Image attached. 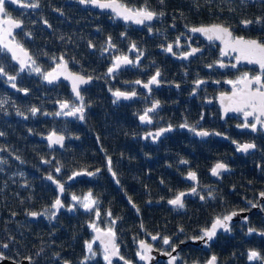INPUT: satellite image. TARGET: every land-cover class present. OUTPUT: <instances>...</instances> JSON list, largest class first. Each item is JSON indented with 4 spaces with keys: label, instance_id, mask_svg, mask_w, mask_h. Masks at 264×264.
Instances as JSON below:
<instances>
[{
    "label": "flooded vegetation",
    "instance_id": "flooded-vegetation-1",
    "mask_svg": "<svg viewBox=\"0 0 264 264\" xmlns=\"http://www.w3.org/2000/svg\"><path fill=\"white\" fill-rule=\"evenodd\" d=\"M97 1H114L132 14L143 10L154 15L151 20L137 23L136 19L142 17H118L114 12L98 9ZM230 1L229 6L239 15L234 22L226 21L227 11L216 10L208 1L207 6L211 8L206 6L204 11L193 13L178 7L177 3L147 0H5L6 15L0 13V20L19 25L8 37L28 55V66L20 70L0 49V55L5 56L0 60L3 64L0 86L6 92L0 95V103L6 99L16 109L14 98L9 94H28V87L17 82L18 76L24 74L35 77L36 86L47 90L45 99L53 106L50 115L81 122L83 92L92 86L100 93L102 90L105 96L102 103L127 112L125 116L131 128L128 139L137 144L136 148L144 149L148 145L161 148L169 140L177 147V141H182V148L194 158L191 163L176 162L173 158L175 166L184 169L180 175L186 185L183 191L192 189L183 199L195 193L199 201L213 198L207 188L216 182L224 183L222 179L235 167L246 165L256 171L259 176L256 183L260 184L256 186L254 198L233 211L244 214L235 216L227 224V230L216 231L209 241L203 239V246L189 244L187 240L175 244H165L164 239L154 244L142 240L158 252V258L151 264H206L210 259L211 264H264V179H260L264 178V115L258 106L254 111L241 103L250 93L264 92V68L256 62L258 56H253L251 62L249 58L245 61L241 52L231 46L241 38L264 44V0ZM213 25L228 29L231 36L218 39L213 35L209 39L211 34L192 31ZM2 30L7 32L0 23ZM225 41L230 43L226 45ZM117 59H123L125 65L114 67ZM43 60L48 64L46 68L38 64ZM61 63L69 72L89 79L87 85L77 88L76 96L60 79L43 82L45 73ZM153 77L156 82L150 83ZM117 92L126 97L117 96ZM246 111L253 114L246 117ZM201 132L208 135H199ZM55 133L63 136L64 145L65 136ZM244 145L254 147L245 151ZM217 164L224 168L212 175ZM190 173L195 174V179L185 178ZM200 174L205 182L199 180ZM86 175L69 183H65L67 178H51L63 189L57 196L55 185L50 184L55 190V199L58 197L60 201L55 214L50 204L51 217L61 208L71 212L78 207L79 200L73 194H69L71 204L66 207L60 197L68 185ZM199 181L205 187L203 196L198 193ZM97 213L87 223L89 258L98 259L100 264H141L136 259L139 253L136 245L133 258H122L112 230L98 225ZM90 228L110 231L120 260L110 257L106 248L93 242ZM201 229L192 238H202ZM251 252L258 255L249 259ZM193 253L199 257L194 259Z\"/></svg>",
    "mask_w": 264,
    "mask_h": 264
},
{
    "label": "trees",
    "instance_id": "trees-1",
    "mask_svg": "<svg viewBox=\"0 0 264 264\" xmlns=\"http://www.w3.org/2000/svg\"><path fill=\"white\" fill-rule=\"evenodd\" d=\"M147 1L177 3L193 13L204 11L208 1L216 10L227 11L226 21L239 18L230 0ZM38 64L48 66L45 60ZM17 82L29 92L9 94L16 109L0 103V256L27 259L29 264H100L86 253L87 223L98 212V225L112 230L122 258L129 260L138 241L154 244L167 238L175 244L188 240L254 198L259 176L245 165L231 169L224 183L207 188L213 198L199 201L195 193L183 199L182 207L171 208L168 201L186 189L180 176L184 169L176 167L173 158L194 160L180 139L177 147L169 140L161 148H136L128 139L127 112L102 103V90L92 86L83 92L82 119L77 122L50 115L53 106L45 99L48 92L36 86L35 77L22 74ZM5 93L0 86V95ZM49 132L65 136L63 147H45L41 139ZM76 172L87 175L68 185L60 200L66 207L71 204L70 193L79 201L89 195L87 207L71 212L61 208L51 217L49 206L56 193L43 177L63 180ZM204 189L203 185L198 189L202 196ZM30 213L35 214L33 220L28 219Z\"/></svg>",
    "mask_w": 264,
    "mask_h": 264
},
{
    "label": "water",
    "instance_id": "water-1",
    "mask_svg": "<svg viewBox=\"0 0 264 264\" xmlns=\"http://www.w3.org/2000/svg\"><path fill=\"white\" fill-rule=\"evenodd\" d=\"M102 4L111 5V7H101L100 5H102ZM96 5L98 6V9L114 12L118 17H125V16H132L133 17L135 15V14H132V13H130L124 9L119 8L114 1H97ZM9 21L10 20H4V21L0 20V23H2L4 25V27L7 29V32H5L4 30L0 31V49L3 50L10 57V59L14 65H16L20 70H23L24 67L28 66V63H27L28 55H27V52L25 50L21 49L19 46L15 45L14 42L9 40L8 36L10 35V31L14 30L15 28L18 27V26H16L17 24L15 22H13V21L9 22ZM207 28H211V27H207ZM242 59L245 61H248V58L242 57ZM251 59H254V57L252 56L249 58V60H251ZM116 62H119L120 64L116 63ZM116 62L114 65V67H116V68L119 65L120 66L125 65V63H123V59H117ZM116 68H113V69H116ZM51 76H52V79L50 78ZM76 77H81V76L69 72L66 69V67L61 63L60 65H56L55 68H53V70L45 73L44 78H43V82L53 83V82H55V80L60 79L63 82H65V84L68 86L69 92L72 95L76 96L77 95V88H81V87L87 85L89 82L88 78L82 77L84 79L85 83H79V81H75ZM74 82L76 83L75 91L73 90ZM58 138H62V139L58 140ZM42 141L45 144V147L47 149H60L63 145V136L59 133L51 132V133L44 135L42 137ZM215 168H216V166H215ZM211 174L213 175V171L211 172ZM83 176H84L83 172L73 173L69 177H67V179L65 180V183H69V182H71L75 179L81 178ZM185 178L189 179L190 175L189 174L186 175ZM44 179L47 180L50 184L55 185L57 196H59V194L61 192L60 184H58L55 180L50 179L49 176H44ZM191 192H192V189L187 190V191H182L176 197H174L172 200H175L178 196L180 197V200H182L184 196L190 194ZM181 194H183V195H181ZM57 200H58V197L52 202V204L50 206L53 214H55V212H56V207L58 205L56 203ZM172 200H170V201H172ZM168 206H170L171 208H176L179 205L171 204L168 201ZM233 213H235V215H233ZM243 214H244L243 212H241V213L240 212H231V213L224 215L220 219L213 220L208 225L207 228L201 230L202 238L188 239L187 243H189V244L201 243V245L203 246L204 245L203 239H206L208 241L212 239V238L209 239L205 235V233L212 231L213 225L216 223L217 220H221L225 224H228L234 220L235 216L243 215ZM226 216L231 217V219L224 221L223 218ZM29 218L33 219L34 214L30 213ZM218 230L224 231L225 228L222 226H218L215 229V232ZM90 232L92 234L93 242L95 244H98L103 249L106 248V246H107V250L109 251V256L112 258L120 260V258H118V256H117L116 249H115L114 244H113V236L110 233V231H108V230L102 231L99 229L90 228ZM135 245H136V249L139 252L136 254V259L141 264H151L154 260H156L158 258V256H159L158 252L154 251L149 244L142 242V241H139ZM141 257H144V258L142 259ZM167 257H172V256L168 255ZM210 260L206 264H211ZM168 263H170V261H168ZM0 264H29V263H28L27 259H20L18 261H15L12 259H8L4 256H0Z\"/></svg>",
    "mask_w": 264,
    "mask_h": 264
},
{
    "label": "snow or ice",
    "instance_id": "snow-or-ice-1",
    "mask_svg": "<svg viewBox=\"0 0 264 264\" xmlns=\"http://www.w3.org/2000/svg\"><path fill=\"white\" fill-rule=\"evenodd\" d=\"M13 2H15V0H13ZM81 2H84V0H81ZM93 2H96V0H93ZM4 5H5V0H0V13H5ZM100 6L101 7H111V5H106V4H102ZM33 7H35V5H33ZM5 15H6V13H5ZM153 15L154 14L151 13V12H147V11L141 10L140 12H137L135 14V16L136 17H142V19H136V22L137 23H142L144 19L151 20L153 18ZM124 18L125 19H131V18H134V17L125 16ZM9 22H11V21H9ZM16 26H19V25L17 24ZM192 31H194V32L199 31V32H204L205 34H211V35H209V39H212L213 35L216 38H218V39H221V38H223L225 36H228V37L231 36V33L228 31V29L223 28L222 26H218V25H213L211 28L192 29ZM225 43L227 45L230 42L229 41H225ZM231 46L233 47V50H239L241 52V55L243 57H245V58H250L252 56H258V59H257L256 62L260 63L261 67L264 68V44L258 43L255 40L245 41V40H243L241 38V39H237L234 43H231ZM168 50L171 51V48H169ZM125 62H127L126 58H125ZM250 62H251V60H250ZM111 71H112V69H109V72H111ZM157 75H158V73H157ZM259 79H260L259 77L256 78L257 82H259ZM75 81H79V83H85V81H84V79L82 77H76ZM154 82H156V77H153L152 81H150V83H154ZM137 83H139V81H137ZM145 87H147V85H145ZM75 89H76V83L74 82L73 90L75 91ZM116 95L117 96H125L126 97V94H124V93L117 92ZM241 103L244 106H246V107L253 108L254 111L257 110V106H258V110H259L260 114L264 115V92H260L258 90L256 93H250L249 97L247 99H245V100H242ZM64 106H66V105H64ZM237 110H242V109H237ZM32 111L35 112L36 109H33ZM244 114L247 117L249 115H252L253 113L246 111ZM141 119H144V117H141ZM257 119H259V117H257ZM252 127H253V129H255V124H253ZM157 135H159V133ZM199 135L204 136V135H208V133L201 132V133H199ZM59 139H62V138H58V140ZM252 147H254V145H244L243 149L245 151H247V149L252 148ZM222 168H224V165L217 164L216 168L213 169V174L216 175L217 171L219 169H222ZM189 175H190L191 178L195 179V174L194 173H190ZM49 178L51 179V177H49ZM61 190H63L62 186H61ZM181 195H183V194H181ZM262 195H264V193H262ZM74 199H75V197H74ZM56 203L59 204L60 201L57 200ZM169 203L174 204V205H179L181 207L183 206L179 196L175 200L169 201ZM85 207H87V205H85ZM233 215H235V213H233ZM230 219H231V217H228V216L223 218L224 221H227V220H230ZM218 226H222V227H224L227 230V224H225L221 220H217L216 223L213 225L212 231L206 232L205 235L209 239H211L212 236L215 234V229ZM153 239H156V237H153ZM164 243L165 244L169 243L167 238H165ZM89 249H91V245H89ZM106 250H107V246H106ZM257 255H258L257 253L251 252L249 254V259H253ZM141 258L143 259L144 257H141ZM105 259H107V256L105 257ZM214 259L215 258H213V260Z\"/></svg>",
    "mask_w": 264,
    "mask_h": 264
},
{
    "label": "rangeland",
    "instance_id": "rangeland-1",
    "mask_svg": "<svg viewBox=\"0 0 264 264\" xmlns=\"http://www.w3.org/2000/svg\"><path fill=\"white\" fill-rule=\"evenodd\" d=\"M1 104L4 105V108H7V107L14 108L15 107L14 104L8 103L6 99L1 100ZM88 201H89V195H86L82 200L79 201L78 207L79 208H80V206L85 207V205H87Z\"/></svg>",
    "mask_w": 264,
    "mask_h": 264
}]
</instances>
